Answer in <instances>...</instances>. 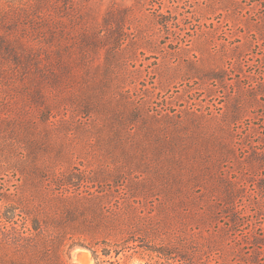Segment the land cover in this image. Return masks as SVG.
<instances>
[{
	"label": "trees",
	"instance_id": "trees-1",
	"mask_svg": "<svg viewBox=\"0 0 264 264\" xmlns=\"http://www.w3.org/2000/svg\"><path fill=\"white\" fill-rule=\"evenodd\" d=\"M88 2L0 0V264H66L64 224L84 211L90 213L74 226L91 235L95 254L115 258L109 264H120L121 255H138L147 264L191 261L192 249L214 242L215 224L244 220L237 204L244 197L240 174L244 167L260 169L264 153L245 151L241 157L234 128L243 124L249 106L264 102V79L242 87L219 112L145 109L125 89V75H116L117 67L128 69L129 49L137 41L120 33L114 41L107 18L101 27L91 25ZM225 3L231 10L227 4L233 1ZM129 13L124 11L123 21ZM101 50L104 64L96 61ZM218 52L201 51L196 78L225 82L221 73L228 72L224 64L232 56ZM70 111L72 123L85 133L97 129L96 141H111L115 151L114 180L98 185L100 195L89 193L91 198L84 196L90 178L64 171L50 153L70 123ZM108 129L114 136H107ZM114 186L122 199L110 190ZM131 186L162 194L170 213L145 214L135 202L125 204ZM256 186L262 204L264 179ZM89 199L98 202L91 206ZM252 238L255 246L264 245V237Z\"/></svg>",
	"mask_w": 264,
	"mask_h": 264
},
{
	"label": "rangeland",
	"instance_id": "rangeland-1",
	"mask_svg": "<svg viewBox=\"0 0 264 264\" xmlns=\"http://www.w3.org/2000/svg\"><path fill=\"white\" fill-rule=\"evenodd\" d=\"M230 1L233 3L227 6L231 10L226 8L225 0H89L84 10L93 26L105 25L107 18L108 25L115 32L114 41L119 33L124 34L122 38H135L137 41V45L128 52V69L122 71L117 67L116 75H125V89L142 100L145 109L167 110L171 115L190 109L209 113L210 110L219 112L218 109L232 105L235 93L238 94L242 87L264 79V1ZM128 9L129 20L126 18L123 21L121 17ZM165 21H168V28L164 26ZM205 49L210 53L219 51L232 56L224 64L228 72L221 73L225 82L213 83L196 78L195 69L203 64L199 58H202L200 53ZM105 57L106 53L101 50L97 63L104 64ZM241 100H244L243 96ZM247 111L243 124L234 128L236 138L244 149L240 151L241 157L246 154L245 151L264 153V102L249 106ZM68 115L70 123L64 124V132L58 135L61 139L58 147L51 149L50 153L52 151L56 159L64 163V171L74 175L84 173L90 178V190L84 194L86 198L94 197L89 193L100 195L96 192L100 191L98 185L114 180L115 151L112 142L106 140L99 143L94 138L99 137L97 129L85 133L83 127L72 123L71 117L75 115L71 111ZM106 134L114 136L109 129ZM129 152L133 153L134 149ZM240 175L244 197L237 204L244 217L242 223L231 225L227 220L218 222L214 225L216 232H211L215 239L208 245L209 248L197 246L188 255L195 258L191 260L193 263L182 258L172 264H264V245L255 246L252 242L254 234L264 237V203H260L262 196L256 186L264 179V165L256 171L244 167ZM110 190L122 199L123 193L120 194L118 188L114 186ZM130 191L132 195L125 204L135 202L134 206L145 214L170 213L165 198L156 190L144 193L131 186ZM111 198L109 196L102 203H108ZM97 202L92 199L86 204L95 206ZM75 207L80 208L79 205ZM260 208L263 209L257 215L256 210ZM88 213L90 211L77 212V220L64 224L63 258L66 264H109L107 261L115 260L102 255L101 250L95 254L91 235H80L81 232L74 226ZM204 234L209 236V233ZM120 262L147 264L138 255L131 258L121 255Z\"/></svg>",
	"mask_w": 264,
	"mask_h": 264
}]
</instances>
